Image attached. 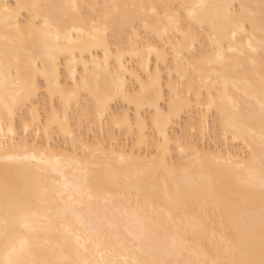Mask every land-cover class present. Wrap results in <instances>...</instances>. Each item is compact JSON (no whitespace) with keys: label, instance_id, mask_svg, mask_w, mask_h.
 <instances>
[{"label":"bare ground","instance_id":"bare-ground-1","mask_svg":"<svg viewBox=\"0 0 264 264\" xmlns=\"http://www.w3.org/2000/svg\"><path fill=\"white\" fill-rule=\"evenodd\" d=\"M199 2L214 7L206 11L204 24L191 26L194 51L186 50L179 66L183 71L178 69L172 51L159 65L154 56L149 60L125 55L121 74L125 94L113 93L106 100V118L101 121L96 113V97L83 88L84 80L87 78L90 86L99 81L104 90L110 74L120 69L112 50L134 51L130 43L134 39L133 26L142 38L141 47L144 41L158 44V38L143 29L139 10L131 6ZM18 4L41 7L33 12L16 8ZM260 4L261 0H0V64L4 63L7 48L13 69L17 59L23 71L43 55L42 50H36L37 41L30 37L34 15L66 14L62 37L72 27L84 30L83 35L72 39L85 43L59 44L60 49L70 51L55 53V67L49 69L51 90L49 82L40 76L31 98L16 103L11 121L6 120L0 105V121H4V134L0 135V218L6 196L9 203L20 202L28 207L26 223L39 243L37 258L68 255L76 259L73 250L79 247L77 236L83 243L84 238H95L96 234L108 238L113 245L123 242L120 252L129 258L132 256L126 249L133 244L143 248L137 253L143 259L172 260L196 259L201 255L200 249L208 258H231L232 251L248 245V228L259 220V192L258 188L248 187L253 182L248 170H253L258 182L264 158V115L260 108L264 57L258 49L245 57L233 53L223 65L208 67L199 61L212 53L214 41L210 37L214 35L227 49L229 28L242 23L250 13H255L258 27ZM60 5H76L77 10L57 7ZM104 5L118 8L105 9ZM101 15L108 19L99 37L102 43L97 44L88 34L92 21ZM6 17H10L7 24ZM182 21L187 30L186 16ZM243 27L252 31L251 24ZM250 60H255V64ZM40 67L43 70V64ZM158 67L159 79L154 90L148 86V76H156ZM210 76L219 101L211 109L205 103ZM76 84L81 85L79 90L75 89ZM141 84L145 85L143 92ZM190 89L191 101L185 103ZM73 91L75 95L70 100L60 94ZM133 97L137 98L135 102ZM53 112L60 122L50 121ZM65 114L66 124L62 123ZM168 115L171 119L164 131L170 141L169 170L137 164L156 155L153 149L161 140L156 120ZM9 124L16 134V145L22 141H27L28 146L36 145L44 153L43 160L39 156L37 161L19 163L2 159L4 155L17 154L5 153L2 148ZM189 140H195L203 154L200 158L180 152L177 142H183L180 147L187 152ZM12 144L8 135L7 146ZM98 145L106 147L97 150ZM121 154L131 157L132 162L121 163ZM253 203L255 213L249 216L247 212ZM17 231L25 229L18 225ZM174 238L186 239L190 251H197L198 256L162 255L170 249ZM258 244L257 232V249ZM93 256L99 258L98 253L90 250L79 258ZM7 260L0 238V261L6 264Z\"/></svg>","mask_w":264,"mask_h":264},{"label":"snow or ice","instance_id":"snow-or-ice-1","mask_svg":"<svg viewBox=\"0 0 264 264\" xmlns=\"http://www.w3.org/2000/svg\"><path fill=\"white\" fill-rule=\"evenodd\" d=\"M40 5H16V8H27L33 10V12L40 8ZM57 7L70 8L77 10L76 5H60ZM91 7V6H90ZM105 9L118 8L115 5H104ZM125 8L129 7L127 5ZM133 9H138V17L143 23V29L146 34L150 33L152 36L158 38V44L154 46L150 41H144V46L141 47V37L136 31L135 26L132 27L134 39L130 42L134 51L131 53L124 51L123 48L113 49L115 53V59L120 62V69L110 74V78L105 81L104 90H101L99 81L94 86H90L88 79L86 78L83 83V88L92 92V95L96 97V113L100 117L101 121L106 118V100L109 99L113 93L123 95L125 94V88L123 86V80L121 74L124 71L123 57L125 55H135L137 58H148L149 60L154 56L157 65L164 59L169 51L175 53L177 66L184 62V55L187 51H194L193 33L191 32L192 25H202L205 23V13L208 9L214 7L203 2L199 3H182L179 5L164 3V4H138L132 5ZM260 21L257 27L255 13H250L247 19H244L242 23H236L229 28L231 33L228 38V47L225 49L224 42L214 35L210 37L214 41V49L206 57H202L199 61L200 65L211 67L212 65H223L229 62L228 57L233 53H239V56L245 57L250 54H255L259 49L262 57H264V0H261L260 4ZM7 12L8 9L6 8ZM186 16L189 22L187 30L184 29L182 17ZM10 17H6L5 23L7 24ZM67 19L65 15H57L55 17H49L48 15H34V22L31 26L30 37L37 41L36 50H42L43 55L34 60L30 67L25 68L23 71L20 68V61L17 59L15 69L9 61V50L5 48L3 56L4 63L0 64V105H2L5 118L7 121H11L13 116V109L16 103L21 99H30L36 91V82L40 76L44 77L45 81L49 82V90H51L52 73L49 69H54L56 62L55 53L61 51H70V49H60L58 46L62 41H66L68 45H79L85 43L82 40H74L73 36L83 35V28L72 27L70 32L61 35V27L64 25V21ZM108 16L101 15L97 20L92 21V30L88 34L90 39L100 44L102 41L99 39L104 28L106 27L105 21ZM134 23V22H133ZM251 24L252 31L245 30L243 25ZM18 30V29H17ZM23 39V36L21 37ZM245 38H247L245 43ZM8 37L5 36V40ZM239 42V43H238ZM256 44L257 47H253ZM107 58V52H106ZM250 63L255 64V60H250ZM43 64V70L40 65ZM264 67V64H262ZM15 71V75H13ZM203 83V74L201 73ZM159 79V67L157 68L156 76H152L149 73L148 86L155 90L156 81ZM218 83V82H217ZM216 85L211 84V76L209 77L208 96L206 105L211 109L219 101L214 94ZM81 85L76 84L75 89L79 90ZM141 91L145 89V85H140ZM62 96H67L70 100L71 96L75 95V91L71 94L60 93ZM225 95L227 94V86H225ZM192 96V90L188 92L189 100L185 103H190ZM135 102L136 97L132 98ZM197 102L200 101L199 93L197 94ZM261 113L264 115V75L261 77ZM67 110V103L65 104ZM83 118V117H81ZM171 115L166 117H158L156 120V127L160 129L161 140L158 145L153 149L156 155L151 156L147 161H137V164L145 163L149 166V169L159 168L164 171H168V149L169 138L164 131L167 121H170ZM68 120L67 114L64 116L62 123L66 124ZM50 121L60 122V117L53 112ZM4 121H0V135L4 134ZM25 133L28 129L25 126ZM194 131V130H193ZM8 135L13 139L11 147L7 146ZM8 135H4V144L2 146L3 151L8 153L10 151L16 152V155H4L2 159L8 162H23V161H37L38 156L40 160H43L44 153L36 145L28 146L27 141H22L21 145H16V134L12 131V127L9 124ZM183 142L178 141L177 147L181 153H186L189 156L195 155L196 158H200L203 154L196 146L195 140L187 141V152L184 147H180ZM106 146L98 145L97 150ZM261 148L264 150V135L261 137ZM28 153H31L30 155ZM121 163L127 161L132 162L131 157L125 155H119ZM243 167V166H241ZM158 174V173H157ZM248 175L253 182L248 183V187L252 190L258 188L259 192V220L258 224L252 222L247 231L248 245L236 249L231 252V258L218 259L215 257L208 258L203 255V250L200 249V256L197 251H190L189 243L184 238H174L171 242L170 249L162 253V255H176V256H198L196 259H143L137 253L143 251V248L132 247L127 248L126 251L131 254L122 255L120 248L121 244L113 245L111 241L106 237H101L96 234L95 238L88 236L83 239L81 243V237L77 236L76 244L79 246L73 251L76 255V259L70 258L68 255H62L57 259H40L37 258V248L39 243L34 239L32 230L26 223L28 215V207L20 202L9 203L7 196L4 204V214L0 218V238L4 241L5 251L8 256L6 264H264V158L261 160L258 182L253 174V170H248ZM5 193L8 190L7 180H5ZM256 205L253 203L247 214L249 216L254 215ZM22 226L25 231H17V226ZM258 232V249L256 247ZM119 239V238H117ZM98 253L99 258H79L82 253H88L89 251ZM27 257V259H26ZM0 264H5L4 261H0Z\"/></svg>","mask_w":264,"mask_h":264}]
</instances>
